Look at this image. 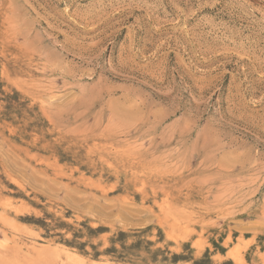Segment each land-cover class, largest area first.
Masks as SVG:
<instances>
[{"label": "rangeland", "instance_id": "obj_1", "mask_svg": "<svg viewBox=\"0 0 264 264\" xmlns=\"http://www.w3.org/2000/svg\"><path fill=\"white\" fill-rule=\"evenodd\" d=\"M0 264H264V0H0Z\"/></svg>", "mask_w": 264, "mask_h": 264}]
</instances>
